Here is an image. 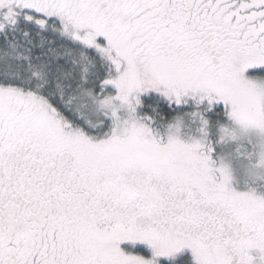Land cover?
Segmentation results:
<instances>
[{
  "label": "snow or ice",
  "instance_id": "obj_1",
  "mask_svg": "<svg viewBox=\"0 0 264 264\" xmlns=\"http://www.w3.org/2000/svg\"><path fill=\"white\" fill-rule=\"evenodd\" d=\"M0 264H264V0H0Z\"/></svg>",
  "mask_w": 264,
  "mask_h": 264
}]
</instances>
